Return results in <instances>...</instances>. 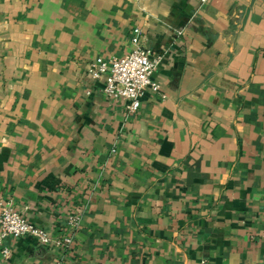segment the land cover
<instances>
[{
  "label": "crops",
  "instance_id": "1",
  "mask_svg": "<svg viewBox=\"0 0 264 264\" xmlns=\"http://www.w3.org/2000/svg\"><path fill=\"white\" fill-rule=\"evenodd\" d=\"M134 28L161 61L128 113L87 68ZM4 202L72 241L0 264H263L264 0H0Z\"/></svg>",
  "mask_w": 264,
  "mask_h": 264
},
{
  "label": "built area",
  "instance_id": "2",
  "mask_svg": "<svg viewBox=\"0 0 264 264\" xmlns=\"http://www.w3.org/2000/svg\"><path fill=\"white\" fill-rule=\"evenodd\" d=\"M206 1V0H202ZM131 42L134 47L124 56L109 60L98 59L89 63L87 74L92 79H102L103 94L111 99H124L128 113L136 112L140 107V98L146 87L157 88L152 80V74L158 67L161 58L152 51L138 44V29H133ZM71 225H76V219H70ZM29 235L39 243L51 248H67L72 238L70 235L52 233L34 225L23 214L13 208L8 202L0 207V241L7 237ZM10 249L2 247V258H8ZM201 264H206L204 260ZM264 264V262H263Z\"/></svg>",
  "mask_w": 264,
  "mask_h": 264
}]
</instances>
